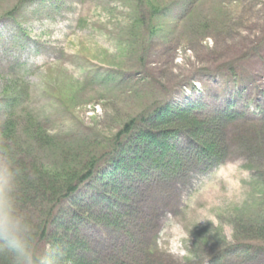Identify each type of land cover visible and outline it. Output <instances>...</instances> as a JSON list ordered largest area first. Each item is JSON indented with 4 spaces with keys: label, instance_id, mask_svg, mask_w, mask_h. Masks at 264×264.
Masks as SVG:
<instances>
[{
    "label": "rangeland",
    "instance_id": "obj_1",
    "mask_svg": "<svg viewBox=\"0 0 264 264\" xmlns=\"http://www.w3.org/2000/svg\"><path fill=\"white\" fill-rule=\"evenodd\" d=\"M166 105L190 109L225 150L202 164L183 132L175 174L144 169L116 191L95 177L52 203L93 159L111 171L117 134ZM4 145L49 190L16 211L32 256L49 249L52 211L51 243L77 262L264 264V235H251L264 215V0H0L8 172ZM113 207L118 218L97 220Z\"/></svg>",
    "mask_w": 264,
    "mask_h": 264
},
{
    "label": "trees",
    "instance_id": "obj_2",
    "mask_svg": "<svg viewBox=\"0 0 264 264\" xmlns=\"http://www.w3.org/2000/svg\"><path fill=\"white\" fill-rule=\"evenodd\" d=\"M192 117L193 115L190 109L166 105L164 108H157L154 113L149 116L150 124L148 120H142V122L138 121V123H136V121H131L129 124L125 125L124 129L115 137V141L118 145H116L113 153L117 154V156L113 155L114 158L108 161V166H110L112 170L109 172L103 171L98 174L97 161L93 159L87 164V172L77 176L74 180V177L70 178V181L66 184V189L60 193L61 195L59 198H56L57 196L50 197L52 198V203H60L62 200L72 196L85 181L95 177L98 181L103 183L104 187L112 186V189L115 190L116 186L119 188L120 186L124 187L125 183L122 182L123 176H134L136 174L143 176L145 173L143 171L144 169L153 170L154 173H161L163 171L167 177V171L171 172L172 175L175 174L179 168L178 164L181 163L179 155L176 152L175 140L183 132H185L192 141L193 139H195V142L197 141L196 143L193 142V144L198 148L197 152L199 156L210 162L213 157H218V155L222 153V150H225L226 145L225 143L224 145L222 144L223 149L221 150L219 141H217L218 139L216 140L214 138L209 140L207 138V136L214 132H212V130H206L201 122H198ZM28 123L32 128L33 125L35 126L34 134L43 130L37 126L35 120H29ZM184 123L186 124L184 125ZM12 124V122H7L6 124L5 130L8 135L12 134L10 129ZM5 130L4 134L6 136ZM151 145H154L153 147L155 149L158 147L161 149L162 158L159 156L154 157L150 153ZM1 152L7 158L9 164H11L10 161L15 163L10 165L15 166L11 167L8 173H10L11 176L10 196L16 211L17 209L20 210V207H30V202L38 195H42V198L45 197L46 192L49 190L42 184L37 176L38 174L36 172H38V166L34 164L26 167L25 163L18 160L15 156H12L14 159L11 160V155H9L6 145L1 147ZM172 158L176 160L174 164L171 162ZM171 165L172 167L170 168ZM109 169L110 168L107 170ZM53 192L56 191L53 190ZM98 215H102L104 219L99 216L97 220L112 221L114 217L118 218L120 216V211L115 209V207L103 208ZM260 219V222L255 223L253 228H251V235L255 240L262 239L264 235V215ZM55 220V216H53L52 211H50L47 224L40 228L41 238L47 240L50 246L42 257L36 254L32 256L33 264H42V262L43 264H61L60 262H63V264H92L84 260L83 262H77L73 256H68V250L67 248L62 249L59 237H55L53 243H51L53 237L51 239L52 231L50 227L53 225V222L56 223ZM123 258L124 257H122V259ZM18 261L19 259L16 252L7 247L5 242L0 241V263L20 264ZM120 264H125V262L122 261Z\"/></svg>",
    "mask_w": 264,
    "mask_h": 264
},
{
    "label": "clouds",
    "instance_id": "obj_3",
    "mask_svg": "<svg viewBox=\"0 0 264 264\" xmlns=\"http://www.w3.org/2000/svg\"><path fill=\"white\" fill-rule=\"evenodd\" d=\"M10 191V173L0 169V241L16 252L20 264H33L29 251V225L17 214Z\"/></svg>",
    "mask_w": 264,
    "mask_h": 264
}]
</instances>
